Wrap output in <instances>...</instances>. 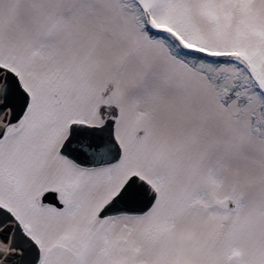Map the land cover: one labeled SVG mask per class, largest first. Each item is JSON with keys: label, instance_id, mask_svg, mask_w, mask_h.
Here are the masks:
<instances>
[{"label": "snow or ice", "instance_id": "obj_1", "mask_svg": "<svg viewBox=\"0 0 264 264\" xmlns=\"http://www.w3.org/2000/svg\"><path fill=\"white\" fill-rule=\"evenodd\" d=\"M0 264H264V0H0Z\"/></svg>", "mask_w": 264, "mask_h": 264}]
</instances>
